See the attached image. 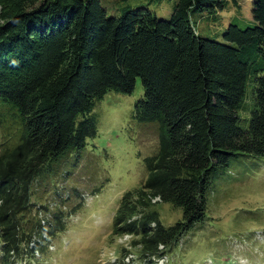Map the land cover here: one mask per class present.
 I'll return each mask as SVG.
<instances>
[{"label": "trees", "instance_id": "1", "mask_svg": "<svg viewBox=\"0 0 264 264\" xmlns=\"http://www.w3.org/2000/svg\"><path fill=\"white\" fill-rule=\"evenodd\" d=\"M169 1L170 14L158 15L145 3L108 13L100 0H0V239L8 254L35 233L65 228L64 210L46 216L40 200L62 202L58 189L46 194L49 175L63 153L80 158L96 135L94 98L131 92L136 77L143 92L132 116L161 130L145 178L118 201L111 233L133 234L141 258L162 255L203 221L220 165L264 155V0H252L249 18L235 12L214 28L218 10L240 9L239 0ZM250 95L254 106L241 115ZM159 202L180 207L181 217L166 225Z\"/></svg>", "mask_w": 264, "mask_h": 264}, {"label": "rangeland", "instance_id": "2", "mask_svg": "<svg viewBox=\"0 0 264 264\" xmlns=\"http://www.w3.org/2000/svg\"><path fill=\"white\" fill-rule=\"evenodd\" d=\"M100 1L108 13L140 3L158 15H169L172 8L169 0ZM239 1L240 9L229 5L218 10L211 28L224 25L235 12L249 18L252 0ZM142 92L141 79L136 77L131 92L111 88L94 98L91 113L96 135L87 138L80 158L70 148L52 174L43 177L45 181L50 177L46 194L57 189L64 194L62 202L50 201L47 216L55 207L66 213L65 228L53 235L41 254L43 264H264V155L238 154L220 165L209 185L203 221L188 228L161 256L141 258L130 244L133 234L119 239L120 235L111 233L122 192L143 181L144 158L158 148L159 123L132 116L133 103ZM252 97L238 109L241 115H249L255 103ZM20 125L11 126L19 130ZM79 191L85 194L83 198L77 195ZM52 195L43 196L44 202ZM156 207L166 225L182 215L181 208L169 202H159ZM5 263L0 259V264Z\"/></svg>", "mask_w": 264, "mask_h": 264}, {"label": "clouds", "instance_id": "3", "mask_svg": "<svg viewBox=\"0 0 264 264\" xmlns=\"http://www.w3.org/2000/svg\"><path fill=\"white\" fill-rule=\"evenodd\" d=\"M81 198V197H80ZM41 239L34 238V246L29 247L26 251L25 248L22 246L21 251L12 252L11 254H4V258L2 260L6 261L5 264H43L40 260V255L47 250L48 248L41 249L39 244ZM19 257H16V253Z\"/></svg>", "mask_w": 264, "mask_h": 264}]
</instances>
